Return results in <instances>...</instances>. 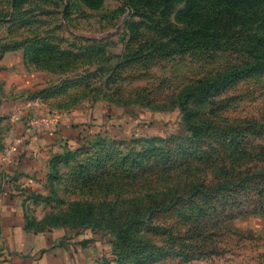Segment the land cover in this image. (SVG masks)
<instances>
[{
	"label": "rangeland",
	"instance_id": "obj_1",
	"mask_svg": "<svg viewBox=\"0 0 264 264\" xmlns=\"http://www.w3.org/2000/svg\"><path fill=\"white\" fill-rule=\"evenodd\" d=\"M186 1L152 0L145 7V1L131 0H0V102L15 101L28 114L56 118H72L88 107L93 114L90 123H82L85 138L91 145L100 132L102 138H120L116 147L123 154L140 151L150 138L175 135L176 142L205 151L200 177L210 182L264 169V70L224 88V76L247 65L252 55L236 44L226 51L201 45L223 44L210 24L197 25L210 27L193 47H181L175 34L190 29L181 11ZM195 6L212 2L198 0ZM3 117L0 135L7 126ZM88 149L63 152L45 197L29 204L28 212L39 228L95 241L98 264H117L113 229L93 223L95 213L103 212L100 205L117 195L75 182L76 168L91 155ZM213 224L204 245L216 253L169 256L152 264H264V212ZM153 225L167 234L147 235L160 244L170 234H184L174 212L159 213Z\"/></svg>",
	"mask_w": 264,
	"mask_h": 264
},
{
	"label": "trees",
	"instance_id": "obj_2",
	"mask_svg": "<svg viewBox=\"0 0 264 264\" xmlns=\"http://www.w3.org/2000/svg\"><path fill=\"white\" fill-rule=\"evenodd\" d=\"M140 1H145V7L154 3L152 0H131V3L137 5ZM197 1L188 0L181 9L190 29H177V43L193 47L190 44L197 35L213 25L214 39L223 38V44L206 40L201 45L223 46L226 51L236 44L240 50L249 52L252 56L247 65L224 76V88L264 70V0H208L212 6L202 9L195 6ZM200 24L210 26L197 27ZM195 44L200 42L197 40ZM202 91L213 95V91ZM188 127L195 131L191 122ZM100 133V138L91 140V145L81 132L75 139L77 145H67L65 152L74 149L87 152L91 148V155L76 168V184L100 194L117 195L114 201L103 202L100 205L103 212L99 216L95 213L93 219L95 226L106 224L113 229L117 264H152L169 256L187 259L209 256L216 252L206 249L204 243L216 227L215 220L224 224L232 218L264 212V169L245 178L242 175L210 182L200 177L207 160L205 151L176 142L175 135L150 138L140 151L123 154L116 147L122 141L120 138H102ZM64 153L53 156L48 177ZM34 196L37 203L45 197ZM166 211L176 214L184 234H170L160 244L147 235H167L154 231L159 227L153 225L158 214ZM30 223L37 230L42 229L33 220Z\"/></svg>",
	"mask_w": 264,
	"mask_h": 264
},
{
	"label": "crops",
	"instance_id": "obj_3",
	"mask_svg": "<svg viewBox=\"0 0 264 264\" xmlns=\"http://www.w3.org/2000/svg\"><path fill=\"white\" fill-rule=\"evenodd\" d=\"M24 109L15 101L0 102L7 125L0 135V264H98L95 241L80 240L59 229L37 230L28 212L34 195L45 194L53 156L74 145L93 110L87 107L72 118H56ZM41 117L48 121L31 126L33 118Z\"/></svg>",
	"mask_w": 264,
	"mask_h": 264
},
{
	"label": "built area",
	"instance_id": "obj_4",
	"mask_svg": "<svg viewBox=\"0 0 264 264\" xmlns=\"http://www.w3.org/2000/svg\"><path fill=\"white\" fill-rule=\"evenodd\" d=\"M47 118H33L32 121H31V126L33 127H38L40 125H43L47 122Z\"/></svg>",
	"mask_w": 264,
	"mask_h": 264
}]
</instances>
